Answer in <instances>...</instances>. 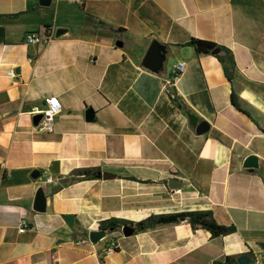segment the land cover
<instances>
[{"label":"crops","instance_id":"0c3cea01","mask_svg":"<svg viewBox=\"0 0 264 264\" xmlns=\"http://www.w3.org/2000/svg\"><path fill=\"white\" fill-rule=\"evenodd\" d=\"M31 32L52 41L26 45ZM190 39L231 53L230 82ZM152 43L166 58L157 73L142 64ZM179 62L173 103L162 83ZM50 97L61 111L43 133L33 119ZM250 156L256 169L243 168ZM44 170L54 184L31 178ZM39 188L43 213L32 209ZM188 212L235 232L213 239L180 221L77 245L106 221ZM263 245L264 0H0V264H213Z\"/></svg>","mask_w":264,"mask_h":264},{"label":"trees","instance_id":"16d2710c","mask_svg":"<svg viewBox=\"0 0 264 264\" xmlns=\"http://www.w3.org/2000/svg\"><path fill=\"white\" fill-rule=\"evenodd\" d=\"M186 46L191 47L193 51L198 55H212L222 65L224 75L230 82L232 80V73L234 70V61L231 53L224 47L217 44L200 39H190ZM216 51V52H215ZM230 102L234 108L241 111L237 99L234 95H231ZM178 106V104H176ZM190 123H192L193 117L186 111ZM77 176L85 179H100L101 175L99 171L84 170L79 171ZM180 221H186L192 229L205 230L210 233L211 237L219 238L233 234L235 232L234 227L219 226L215 223L210 212H188L172 215H163L158 217H150L143 222L136 225L126 223L124 221L110 220L99 224V230L104 232H115L123 227H130L135 233L144 232L148 229H152L158 226L177 224ZM213 264H236V259L233 257H226L223 261H215Z\"/></svg>","mask_w":264,"mask_h":264},{"label":"built area","instance_id":"2783aa9c","mask_svg":"<svg viewBox=\"0 0 264 264\" xmlns=\"http://www.w3.org/2000/svg\"><path fill=\"white\" fill-rule=\"evenodd\" d=\"M81 4V3H79ZM53 35L45 33L44 35H39V33L31 32L25 35L24 41L26 45H36V46H47L52 41ZM186 65L183 62L177 63L171 69L170 76L162 83V89L167 95L171 102H175L177 99V93L174 90V83L179 79L185 72ZM6 77L14 78V72L11 70L7 72ZM61 111V106L56 97H50L44 99L41 110L37 114L41 115V120L38 125L39 131L43 133H52L53 125L56 117ZM43 185L54 184L55 181L48 175V172L44 170L39 174L38 179ZM29 225L26 220L21 219L18 223V233L23 234L28 229ZM122 229V228H121ZM107 232H105L106 234ZM89 243L87 236L82 240L77 242V245H84ZM117 249L116 242L110 240L106 243L104 253L107 256H111L115 253ZM261 255L258 253H251L250 264H264V245L261 247Z\"/></svg>","mask_w":264,"mask_h":264},{"label":"water","instance_id":"95a60500","mask_svg":"<svg viewBox=\"0 0 264 264\" xmlns=\"http://www.w3.org/2000/svg\"><path fill=\"white\" fill-rule=\"evenodd\" d=\"M38 4L41 7L47 8L50 6L51 0H38ZM165 60H166L165 52L163 51L161 46L158 45L157 43H152L143 59L142 64L144 68L148 69L149 71L153 73H157L161 70ZM93 117H94L93 112L90 109L86 110L85 112L86 121L90 122L91 120H93ZM40 120H41V115H37L33 119V124L37 126ZM207 130H208V126L205 123H201L198 125L196 129V134L202 135L205 132H207ZM243 168L256 169L257 159L254 156L248 157L243 164ZM38 177H39V174L36 172H34L31 175V178L34 180H36ZM101 177L103 180H109L113 178L110 174H107V173H103ZM45 201L46 199H45L44 192L42 191V189L39 188L34 197V202H33V207H32L33 211L38 212V213L45 212ZM133 231L134 230L130 227H123L121 230L122 234L126 237L130 236L133 233ZM105 236H106L105 232L100 231V230L89 232L87 234L88 241L92 245L98 244L101 240L105 238ZM236 264H250V259L246 256L239 257L236 259Z\"/></svg>","mask_w":264,"mask_h":264}]
</instances>
